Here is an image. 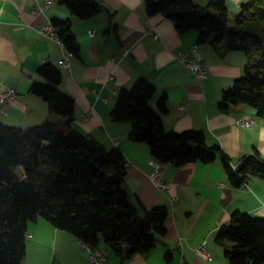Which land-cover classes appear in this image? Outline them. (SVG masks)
Returning a JSON list of instances; mask_svg holds the SVG:
<instances>
[{
    "label": "crops",
    "instance_id": "crops-1",
    "mask_svg": "<svg viewBox=\"0 0 264 264\" xmlns=\"http://www.w3.org/2000/svg\"><path fill=\"white\" fill-rule=\"evenodd\" d=\"M43 1L0 0V93L15 90L12 104L0 102V121L21 128L46 120L61 124L63 118L50 112L47 102L30 90L33 83L45 81L37 72L39 66L46 61L54 64L61 73L60 89L74 99L73 127L107 148L115 147L110 138L119 135L116 147L126 159L127 191L148 209L163 205L168 211L165 232L156 234L154 246L124 260L99 235L96 247L108 248L103 264H228L224 250L232 243L217 241L216 232L235 210L264 219V177H250L233 186L220 157L211 163L179 166L166 162L161 178L169 187L158 189L149 178L154 159L149 146L129 139L131 123L113 121L110 113L119 90L144 77L155 86L149 99L155 110L159 111L158 99L165 97L161 118L166 130H202L206 144L218 145L231 164H238L254 150L264 157V119L255 109L246 104L226 110L218 106L222 91L243 74L245 53L226 50L221 44H199L207 73L198 80L176 58L179 51L192 55L197 32L178 33L161 13L147 16L144 0H96L104 10L86 19L71 14L57 0L34 12ZM193 1L206 6L210 0ZM245 1L225 0L230 24ZM54 18L70 20L78 44V53L69 57V67L58 65L63 58L58 41L39 33ZM147 25L158 38L147 34ZM122 47L129 49L124 57ZM238 119L252 123L240 126ZM200 244L210 251L209 259L195 254ZM23 262L91 264L77 237L40 216L27 223Z\"/></svg>",
    "mask_w": 264,
    "mask_h": 264
},
{
    "label": "trees",
    "instance_id": "trees-1",
    "mask_svg": "<svg viewBox=\"0 0 264 264\" xmlns=\"http://www.w3.org/2000/svg\"><path fill=\"white\" fill-rule=\"evenodd\" d=\"M57 2L81 19L104 10L96 0ZM144 7L147 16L165 15L178 33L195 30L197 44L210 42L244 52L243 74L222 91L218 106L226 110L231 105H250L264 119V0L243 2L232 24L225 0H210L206 6L193 0H144ZM51 23L64 45L77 54L70 20L54 18ZM37 72L45 81L33 83L31 92L63 121L46 120L26 128L0 121V264H24L26 226L39 216L93 247L100 235L122 260L150 250L156 234L165 232L166 206L148 209L131 197L121 150L107 148L73 127L74 99L60 89L57 66L46 61ZM154 92L153 83L139 77L131 87L119 90L110 113L113 121L131 123L128 138L145 142L154 159L179 166L211 163L220 157L233 186L250 177H264V157L257 150L243 155L233 170L218 145L206 144L202 130H166L161 118L165 97L158 99L159 111L155 110L149 104ZM17 166L23 170L21 176L14 171ZM215 238L232 243L224 250L228 264L264 263L262 217L235 210Z\"/></svg>",
    "mask_w": 264,
    "mask_h": 264
},
{
    "label": "built area",
    "instance_id": "built-area-1",
    "mask_svg": "<svg viewBox=\"0 0 264 264\" xmlns=\"http://www.w3.org/2000/svg\"><path fill=\"white\" fill-rule=\"evenodd\" d=\"M53 2V0H45L42 2L41 5H39L38 8L34 9V12H41L43 11L48 5H50ZM147 34L151 35L153 38H158L157 33L154 31V28L151 27L150 25H147L146 29ZM39 33L48 38V39H54L58 41V43L61 45L63 49V58L59 60L58 65L60 67H69L70 62H69V57L73 55V53L64 45L62 40L59 38L56 28L52 23H47L40 27ZM191 51L192 55L190 57H187L186 54L182 51H179L176 55L177 60L181 61L184 63V65L190 70L192 75L200 80L203 79L206 76L207 73V67L203 62L200 46L197 43L192 44L191 46ZM129 53V49L126 47L121 48V57L126 56ZM115 58V56L113 57ZM112 79V77H110ZM15 98V90L12 88L5 89L0 93V102L1 103H6V104H12L14 102ZM181 108H184V105H180ZM252 123V120H244V119H238L236 121V124L240 126H246L250 125ZM111 141L113 145L117 146L119 143V135H114L111 138ZM150 164L152 166V171L149 174V178L153 185L161 190L168 189L169 185L165 183L162 178L161 174L163 171V168L165 166V162L152 159L150 161ZM230 166L233 170H236L237 164H231ZM174 199V198H173ZM81 245L87 250L88 253V259L91 264H103L106 260V252L107 248L106 247H93L89 244L81 242ZM195 254L203 259H209L211 256L210 251L206 248L204 244H200L194 248ZM56 264V263H52Z\"/></svg>",
    "mask_w": 264,
    "mask_h": 264
},
{
    "label": "rangeland",
    "instance_id": "rangeland-1",
    "mask_svg": "<svg viewBox=\"0 0 264 264\" xmlns=\"http://www.w3.org/2000/svg\"><path fill=\"white\" fill-rule=\"evenodd\" d=\"M14 171H15L16 175H18V176H21L23 173V170L20 166L15 167Z\"/></svg>",
    "mask_w": 264,
    "mask_h": 264
}]
</instances>
